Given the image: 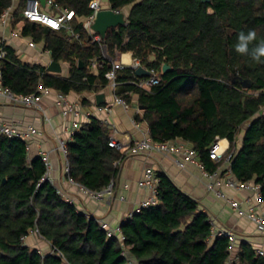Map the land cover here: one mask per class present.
<instances>
[{
  "label": "trees",
  "instance_id": "1",
  "mask_svg": "<svg viewBox=\"0 0 264 264\" xmlns=\"http://www.w3.org/2000/svg\"><path fill=\"white\" fill-rule=\"evenodd\" d=\"M26 1L14 12L23 23L22 34L44 42L54 61L69 64L70 74L22 62L0 41V53L6 51L0 60L5 86L16 94L37 92L40 85L64 95L97 92L109 85L106 73L112 68L104 52L112 60L131 52L143 66L158 71L160 83L151 90L141 88L132 81L143 78L125 66L117 73L116 94L130 105L138 96L143 114L134 118L148 124L151 139L190 142L214 171L222 162L211 159L209 148L227 138L235 177L261 184L264 200V63L234 49L240 31L255 29L258 41L264 38V0H109L114 10L132 8L127 24L109 29L101 41L84 26L93 13L91 0H55L75 12L71 24L76 36L66 29L46 32L28 21ZM13 3L0 0V17ZM95 59L100 64L96 71ZM165 63L171 70L163 73ZM244 79L249 87L241 83ZM110 138L108 125L95 117L89 128L77 130L67 144L68 176L92 190L115 181L126 154L110 146ZM46 172L42 157L29 159L22 138L0 133V264H264V255L248 241L240 242L232 257L229 237L212 238L208 214L162 171L157 203L124 220L121 236L109 235L96 217L79 211L46 179ZM32 229L64 257L26 245Z\"/></svg>",
  "mask_w": 264,
  "mask_h": 264
},
{
  "label": "crops",
  "instance_id": "2",
  "mask_svg": "<svg viewBox=\"0 0 264 264\" xmlns=\"http://www.w3.org/2000/svg\"><path fill=\"white\" fill-rule=\"evenodd\" d=\"M20 5L21 0H14L12 7L5 10L0 17V40L12 47L22 62L40 64L48 68L53 61L51 52L46 49L44 42H36L32 37L24 36L23 23L16 21L14 12L21 7ZM41 8L49 12L54 11L46 5ZM105 8H112L109 0L105 1ZM125 10L129 11V7ZM118 59L123 60L128 66L135 61L131 52L120 54ZM61 63L63 70L58 74L68 77L70 66L68 63ZM59 94L61 93L53 88L42 92L39 102L41 108L15 105L9 99L0 96V115L8 124L16 126L24 134L30 125L36 128V133L22 137L28 147L29 159L42 157L45 153L49 154L51 160L49 180L64 198L76 205L79 211L96 217L109 229L118 230L121 223L137 211L141 203L151 194L150 189L141 188L138 181L146 169L152 168L157 173L162 171L167 174L178 187L197 200L200 209L205 211L209 219L215 221L218 227L232 229L238 239L237 250H240L242 241H248L256 250L264 249V230L258 228L249 219L240 216L224 200L208 191L206 181L196 164L188 163L185 168H180L173 156L160 153L131 155L126 152L125 159L119 164L120 170L115 179L116 186L112 198L107 197L97 201L83 194L66 173V156L59 150L60 141L64 140L68 144L73 140L77 130L91 126L93 117L106 121L111 130V137L125 145L149 134V126L146 122L136 121L134 118L136 114H143L137 95L134 96L130 108L125 109L113 101V90L109 86L97 92L72 91L65 96L70 103L78 104L82 115L76 117L69 111L67 105L61 103ZM98 94L104 95L101 104L96 100ZM104 106H108L110 110H105ZM245 129L246 126H243L238 134V146L242 144ZM221 140L223 146L229 148L228 139ZM185 142L193 148L190 142ZM227 193L240 202L250 197L251 202L243 204L244 207L257 205L260 210L264 209V200L260 201L251 192L227 189ZM118 235L121 236V233L119 232ZM24 241L26 245L38 249L44 255L52 252L51 243L36 233L28 234Z\"/></svg>",
  "mask_w": 264,
  "mask_h": 264
},
{
  "label": "built area",
  "instance_id": "3",
  "mask_svg": "<svg viewBox=\"0 0 264 264\" xmlns=\"http://www.w3.org/2000/svg\"><path fill=\"white\" fill-rule=\"evenodd\" d=\"M106 0H91L90 8L93 10V13L85 18L84 26L94 32L91 29V25L95 21L96 15L98 11L105 8ZM41 4L39 0H27L23 9L24 17L30 21L41 24L44 27H48L49 29L54 30H62L66 29L71 36H76L71 21L76 16L73 10H68L60 7L56 4L55 0H46V6L53 8V12L45 11L41 8ZM119 12L120 10H115ZM101 35L98 34L95 37V40L101 41ZM1 41V40H0ZM33 45V44H32ZM6 56V51L2 49L0 53V60ZM104 56L110 59L112 63V68L106 73V77L109 80V87L113 90V101L117 104L122 105L125 109L130 108V104L126 101L125 98L116 94V88L118 85L117 82V73L119 70L123 69L125 66H128L123 60H119L118 58L112 60L106 52H104ZM142 65L139 60L134 61V64L131 66L134 68ZM100 66L97 59L92 62V69H98ZM153 73V76L143 77V79L137 81H132L134 84L138 85L141 88L146 90H151L152 86L160 83L159 73L155 68L146 67ZM139 78V77H138ZM48 88L39 86L38 91L31 94H16L10 87H7L3 83V74L0 70V96L9 99L15 105H22L25 107L31 108H41L40 107V98L42 92L47 91ZM60 100L62 104L67 105L69 111H71L74 116L78 117L82 115L77 103H70L66 96L63 94H59ZM105 110H110L108 106H104ZM106 122V121H105ZM28 131L24 134L22 133L16 126L8 124L0 115V133L9 137H20L23 135H29L36 133L37 130L33 126H29ZM109 145L114 147L115 149L123 152H129L131 155H138L142 153H160L163 155L173 156L175 163L180 168H185L188 163L196 164L202 173L203 178L206 181V187L208 191L213 192L218 198L224 200L233 210H235L240 216L249 219L253 222L258 228L264 230V209L260 210L256 205H248L244 207L243 204H248L251 202V198L248 197L244 202H240L234 198H232L228 193L227 189H233L235 191H248L255 195L260 201L262 199V187L261 184L256 183L254 181H240L237 179L231 168V161L234 153L229 152L228 148H225L222 144L221 139H217L209 148V155L212 160L216 162H222L221 165L214 171L208 170L204 163L201 161L199 154L194 148L189 147L185 141L175 139L169 140L165 142H156L153 141L149 134H146L143 138L134 141L129 145H125L113 136L109 140ZM59 150L63 152L66 156L65 162V170L66 173H69L70 164L67 159V143L64 140L60 141ZM43 161L47 168L46 179L49 180V170L51 169V160L49 158V154L45 153L42 155ZM70 181L76 184L79 189L83 192V194L89 196L95 200H102L104 198H112L115 190V181L112 180L105 188L101 190H92L85 185L78 183L70 178ZM160 182V178L158 173L152 169L148 168L145 170L143 176L139 179L138 185L141 188L150 189L151 194L141 203L138 210L141 208L149 207L155 205L158 201L157 193H158V185ZM122 198H124L122 196ZM137 210V211H138ZM133 214V213H132ZM131 214V215H132ZM130 215V216H131ZM211 220V219H210ZM101 224L105 226V224L99 220ZM211 237L216 238L220 236H227L230 239V250H237L238 239L235 232L232 229L228 228H220L215 224V221L211 220ZM106 227V226H105ZM109 229V228H108ZM30 233H36L39 236H42L38 229L30 230ZM29 233V234H30ZM119 234V229H109V235ZM58 253L60 256L64 257L61 252H59L55 247L52 246L51 253ZM239 250H237L232 257H236L238 255ZM257 252L261 255H264V249H258ZM234 258L232 260H234ZM231 260V261H232ZM131 264V263H130Z\"/></svg>",
  "mask_w": 264,
  "mask_h": 264
},
{
  "label": "water",
  "instance_id": "4",
  "mask_svg": "<svg viewBox=\"0 0 264 264\" xmlns=\"http://www.w3.org/2000/svg\"><path fill=\"white\" fill-rule=\"evenodd\" d=\"M39 1L42 6L46 5V0H39ZM202 1L210 2V0H202ZM131 8L132 6H129V11L127 12H125L126 10L117 12L113 8L101 9L100 11H98L95 21L91 25V29L94 32L100 34L101 37H105L109 29L127 24L128 16H129V12ZM49 30L50 29L48 27H45L46 32H49ZM80 65L82 66L81 62H80ZM47 69L48 71L53 72V73H61L63 70L62 63L53 60L49 64ZM162 70H163V73H166L171 70V66L168 63H165L163 65ZM135 74L139 78L153 76V73L143 65H139L135 68ZM241 83L243 84L244 87H249L251 85V83L246 79L241 80ZM96 100L98 104H101L104 100V95L98 94L96 96ZM140 108L143 109L142 106H140Z\"/></svg>",
  "mask_w": 264,
  "mask_h": 264
},
{
  "label": "clouds",
  "instance_id": "5",
  "mask_svg": "<svg viewBox=\"0 0 264 264\" xmlns=\"http://www.w3.org/2000/svg\"><path fill=\"white\" fill-rule=\"evenodd\" d=\"M234 49L236 53L248 56L258 64L264 63V38L258 41L255 29H249L247 32L240 31L237 34Z\"/></svg>",
  "mask_w": 264,
  "mask_h": 264
},
{
  "label": "rangeland",
  "instance_id": "6",
  "mask_svg": "<svg viewBox=\"0 0 264 264\" xmlns=\"http://www.w3.org/2000/svg\"><path fill=\"white\" fill-rule=\"evenodd\" d=\"M125 12H127V10H126ZM106 54H107V52H106ZM236 251H237L236 249L233 250L232 255H233Z\"/></svg>",
  "mask_w": 264,
  "mask_h": 264
}]
</instances>
